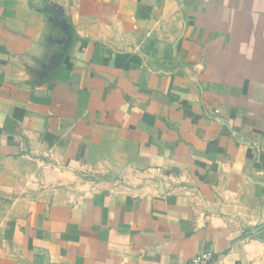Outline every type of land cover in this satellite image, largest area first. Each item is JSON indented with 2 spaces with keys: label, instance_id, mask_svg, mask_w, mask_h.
Wrapping results in <instances>:
<instances>
[{
  "label": "crops",
  "instance_id": "0c3cea01",
  "mask_svg": "<svg viewBox=\"0 0 264 264\" xmlns=\"http://www.w3.org/2000/svg\"><path fill=\"white\" fill-rule=\"evenodd\" d=\"M204 249L264 264V0H0V264Z\"/></svg>",
  "mask_w": 264,
  "mask_h": 264
},
{
  "label": "built area",
  "instance_id": "2783aa9c",
  "mask_svg": "<svg viewBox=\"0 0 264 264\" xmlns=\"http://www.w3.org/2000/svg\"><path fill=\"white\" fill-rule=\"evenodd\" d=\"M211 259V251L204 249L199 254L191 258L187 264H210Z\"/></svg>",
  "mask_w": 264,
  "mask_h": 264
},
{
  "label": "water",
  "instance_id": "95a60500",
  "mask_svg": "<svg viewBox=\"0 0 264 264\" xmlns=\"http://www.w3.org/2000/svg\"><path fill=\"white\" fill-rule=\"evenodd\" d=\"M66 33H67V36L69 37V33L66 31Z\"/></svg>",
  "mask_w": 264,
  "mask_h": 264
}]
</instances>
